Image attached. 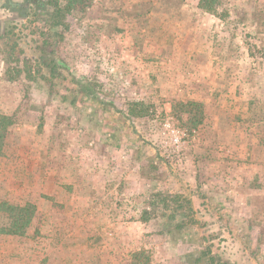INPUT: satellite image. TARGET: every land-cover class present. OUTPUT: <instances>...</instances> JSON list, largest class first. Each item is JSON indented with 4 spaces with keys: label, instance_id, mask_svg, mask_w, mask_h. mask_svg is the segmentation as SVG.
I'll use <instances>...</instances> for the list:
<instances>
[{
    "label": "rangeland",
    "instance_id": "rangeland-1",
    "mask_svg": "<svg viewBox=\"0 0 264 264\" xmlns=\"http://www.w3.org/2000/svg\"><path fill=\"white\" fill-rule=\"evenodd\" d=\"M53 1L0 0V264H264V0Z\"/></svg>",
    "mask_w": 264,
    "mask_h": 264
},
{
    "label": "trees",
    "instance_id": "trees-1",
    "mask_svg": "<svg viewBox=\"0 0 264 264\" xmlns=\"http://www.w3.org/2000/svg\"><path fill=\"white\" fill-rule=\"evenodd\" d=\"M28 1L31 3L38 2V0ZM84 2L85 0H67V9L70 10L78 7L79 5L84 4ZM53 5L59 7L58 0L53 1ZM25 103H27V101L26 99H23L20 105L23 106ZM183 106L186 109L185 111L189 113L195 111L199 113V116H195V125L201 122L203 115V108L201 105L197 102H190ZM18 120V110L11 115L0 113V151L5 147L10 127L18 122ZM155 172L157 173L156 175H158V168H155ZM156 177L158 178V176ZM156 197L157 198L151 200L149 203L154 210L153 212L158 213V209H163V212L165 211V213L162 215H167L166 212L171 211V214H169L170 221L179 217L181 213H193L190 199L182 193L174 192L172 189H165L158 193ZM35 212L36 206L32 202L14 204L8 201H0V217L4 220V223L0 224V234L25 235L32 223ZM181 223L177 224L180 228L183 225V223L180 225ZM145 264L147 263L145 262Z\"/></svg>",
    "mask_w": 264,
    "mask_h": 264
},
{
    "label": "flooded vegetation",
    "instance_id": "flooded-vegetation-1",
    "mask_svg": "<svg viewBox=\"0 0 264 264\" xmlns=\"http://www.w3.org/2000/svg\"><path fill=\"white\" fill-rule=\"evenodd\" d=\"M25 1V0H24ZM28 1V0H26ZM29 2V1H28ZM20 4H22V2L17 1V0H8V3L4 6L9 8L12 12H14L15 10V6H19Z\"/></svg>",
    "mask_w": 264,
    "mask_h": 264
},
{
    "label": "crops",
    "instance_id": "crops-1",
    "mask_svg": "<svg viewBox=\"0 0 264 264\" xmlns=\"http://www.w3.org/2000/svg\"><path fill=\"white\" fill-rule=\"evenodd\" d=\"M17 1H20V0H17Z\"/></svg>",
    "mask_w": 264,
    "mask_h": 264
}]
</instances>
